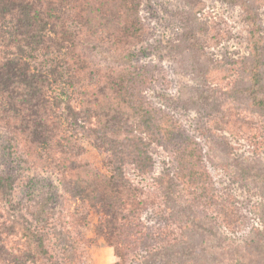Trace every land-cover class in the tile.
<instances>
[{"label":"trees","instance_id":"16d2710c","mask_svg":"<svg viewBox=\"0 0 264 264\" xmlns=\"http://www.w3.org/2000/svg\"><path fill=\"white\" fill-rule=\"evenodd\" d=\"M183 1L186 9L159 10L176 34L156 49L190 78L180 105L213 118L233 183L263 205L259 223L218 192L198 140L150 98L165 82L162 67L142 60L154 40L145 14L154 0H0L1 149L15 170L0 172V264H82L93 243L82 229L93 216L115 264H130L138 250L144 264H264V158L240 157L228 140L254 142L252 115L264 119V0H217L246 28L245 51L222 56L234 36L226 18ZM86 145L105 156L106 173L84 158ZM157 157L152 193L127 169L150 176ZM30 170V200H15ZM157 198L179 238L144 223Z\"/></svg>","mask_w":264,"mask_h":264},{"label":"rangeland","instance_id":"374dc122","mask_svg":"<svg viewBox=\"0 0 264 264\" xmlns=\"http://www.w3.org/2000/svg\"><path fill=\"white\" fill-rule=\"evenodd\" d=\"M200 1L205 4V7L203 8L205 14L223 15L229 23L232 33L234 34L233 38L230 39L229 43L225 46L224 50L221 52L222 54L220 55L222 56L224 52L231 54H234L235 52V54L244 52L246 44L243 37L245 35L246 28L243 25L240 14L237 12L236 8L221 4L217 0ZM154 3V9L147 8L145 13L150 16L149 20L151 26H153L154 40L151 43V47H148L143 54L142 60L145 63H156L162 67L164 70L165 82L164 85H162L163 89L156 87L155 90L150 93V98H154V101L157 104L164 106L170 112L175 114L186 130L198 140L203 149L205 164L211 177L213 178L214 186L217 188L218 192L222 194L231 193L234 198V204L240 208L241 212L246 213L249 222H253L252 224L259 223L258 218L262 212L263 205L259 206V203L257 204L258 199L253 196L252 191L246 189V187L241 188L242 186L237 182L233 183L232 163L224 151L219 147L222 139H220V133H217V131L211 127V120L213 118L210 116L208 117L205 113L198 114L195 111H186L180 105L179 100L184 96L186 88L191 85L190 78L186 76L182 65L178 60L174 61L169 58V53L166 51L159 52L157 51L158 49H156L165 45L167 40L171 38L170 35L173 36L176 34V32L171 34L169 31V28H176V25L173 26L170 24L169 19L164 13L159 12V10L166 8L171 10L170 12L173 13L177 10L186 9L187 7L185 6L183 0H154ZM261 10L264 23V4L262 5ZM236 81H240L239 71L231 77L232 84ZM252 118L254 119L253 124L255 125L253 131L255 136H258L254 142L244 143L241 138L237 141L235 138L230 139L229 137L228 140L230 146L234 150V154H237L245 159L257 157L262 159L264 158V119L256 114L252 115ZM3 144V134L0 132V172H15L13 168L14 164H12L10 162L11 160L3 154L1 149ZM84 158L99 172L106 173L103 166L105 156L98 154L90 145H86V154ZM161 159L163 158H156V166L150 176L139 178L131 168H128V178H130L134 184H139L140 186L145 185L150 191H152V193H158L153 181L154 178L161 172ZM35 174L37 173H35L34 170L22 172L18 188L14 193L15 200H21L25 203L29 202L30 199L27 195H25L27 190L23 188V184L27 181V179L34 177ZM39 175L41 178L44 176L43 173H40ZM16 176H19V174L17 173ZM155 202L157 203L150 207L148 212L143 215L144 223L147 226H153L156 228L165 227L168 230H172L175 233L174 235L179 238V228L177 223L174 221L167 222L165 220L167 217L165 205L162 204V201L159 198H157ZM197 211H204L203 215L208 214V216H211L208 211L203 209H199ZM96 219L97 217L93 216L91 219L92 223L82 229L83 238L91 239L93 241L91 247L85 248L86 254L82 264H115L118 262V259L114 256L113 249L107 246V244L100 237L95 236L92 232V224L96 221ZM226 234H228L230 238H233L236 241L238 240L237 236L233 237L230 233ZM145 260V253L141 250H138L132 256L129 255L127 257V261L130 264H144Z\"/></svg>","mask_w":264,"mask_h":264}]
</instances>
